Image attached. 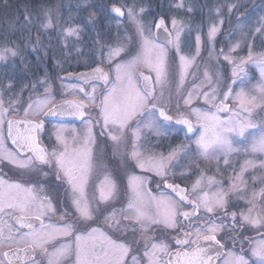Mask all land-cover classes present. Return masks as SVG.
<instances>
[{
    "label": "snow or ice",
    "instance_id": "snow-or-ice-1",
    "mask_svg": "<svg viewBox=\"0 0 264 264\" xmlns=\"http://www.w3.org/2000/svg\"><path fill=\"white\" fill-rule=\"evenodd\" d=\"M138 4L117 0L90 11L97 5L79 0L77 13H88L81 24L65 20L60 3L35 14L26 8L23 22L8 25L19 41L0 38V62L14 63L29 45L47 55L41 32L58 31L65 47L71 40L84 56L77 45L85 29L97 28L98 12L116 28L111 43L96 31L88 71L67 74L78 83L58 77L57 87L45 75L18 92L12 82L0 86V164L19 177L0 168V264H264V52L253 51L257 39L264 45V16H236L241 5L225 0L213 10L206 39L197 29L193 52L182 18L161 15L149 24ZM174 9L192 12L185 0ZM233 18L227 50L217 51L218 34ZM202 42L217 64L232 66L231 78L205 67L185 95ZM238 49L248 55H233ZM57 95L71 99L57 103ZM49 116L78 118L84 127L60 123L46 144ZM176 126L184 140L155 151L151 140L168 138ZM241 155L243 164L233 165ZM199 161L215 162L214 171ZM176 169L196 176L190 187L169 182ZM147 173L166 191L154 193Z\"/></svg>",
    "mask_w": 264,
    "mask_h": 264
},
{
    "label": "trees",
    "instance_id": "trees-1",
    "mask_svg": "<svg viewBox=\"0 0 264 264\" xmlns=\"http://www.w3.org/2000/svg\"><path fill=\"white\" fill-rule=\"evenodd\" d=\"M175 0H139L138 6L145 7L147 9V14L157 13L159 15H164L165 19L169 14L179 12V14H184V18L190 21V13L176 11L174 9L173 2ZM221 0H185L187 6L192 8L193 18L197 20L198 26L205 23L204 14L197 9L205 8L207 4H213L217 6ZM79 0H0V38L5 36H10L11 39L19 41L20 34L10 35L9 23L15 21L19 17L20 22H23L25 9L35 14L41 5H56L58 3L65 5L62 9L64 14V19L68 20L69 15L72 17V23L81 24L83 19L87 17V12L76 11V4ZM90 2L97 5V9H90V11H98L100 5H104L106 8L111 6L112 3H117V0H90ZM131 3V0H128ZM216 4V5H215ZM201 14V20H198L197 15ZM100 19L97 21V28L93 29L91 26L85 29L82 34L81 43L77 46L80 48L81 52L85 53L84 56H77L75 49L72 47L71 41L68 42V47L62 49V38L59 36L58 31H51L49 33L41 32L40 39L43 42V50L50 51L55 50L58 54L59 70L60 71H79L82 69H88L84 66V61L90 59L89 54L96 49L93 47L92 41L96 38V31L102 32L103 40L112 41L116 30L112 26L110 16L105 18L103 12H98ZM111 23V27L109 24ZM33 38L36 36V32H32ZM64 42V41H63ZM53 52V51H52ZM51 52V53H52ZM42 56V52H33L31 45H29L23 52V60H26V64L22 62L21 58H17L14 63H2L0 65V70L3 74L2 80L12 79L16 81V88L18 90L28 82H34L39 78L47 75L49 76V62L45 60V55ZM48 56V55H47ZM51 65V64H50ZM94 66V65H93ZM225 69V68H224ZM221 71V70H220ZM223 71V70H222ZM222 73V72H221ZM223 76L230 78L227 71L222 73ZM51 78V76H49ZM174 137V136H172ZM171 139V135L167 138ZM171 141V143H173Z\"/></svg>",
    "mask_w": 264,
    "mask_h": 264
},
{
    "label": "rangeland",
    "instance_id": "rangeland-1",
    "mask_svg": "<svg viewBox=\"0 0 264 264\" xmlns=\"http://www.w3.org/2000/svg\"><path fill=\"white\" fill-rule=\"evenodd\" d=\"M175 2H176V0L173 2V5ZM224 2H225V0H221L219 2V4H222ZM231 2L241 5V7L239 8V11H237L235 13L236 16L247 15L251 18V20L253 22L258 17L264 16V0H231ZM212 6H213V4L210 3V4H207V6L205 8L202 7L201 9L200 8L197 9L200 11L198 13L204 14L205 23L200 24V26H198L197 20L195 18H193L194 17L193 13H192L193 11L189 15L190 21H187L188 19H186V17L184 18V14H179V12H175L174 10L172 11V12H174L173 14H169L166 17V20H170L171 17L176 16V17L182 18L185 21V23L188 25V27L185 29L186 39L189 43L192 44L193 52H194V47H195V36L197 34V29L201 30L200 34L202 36V41H203L204 39H206L208 26H209L211 20H213L215 18V13L213 10L216 6H214L213 8H212ZM110 7L111 6H109L108 8H110ZM181 12H182V10L180 11V13ZM183 12H185V11L183 10ZM159 16H161V15H159L157 13H152V14L148 15L147 11H146V13L144 15V20L146 23L151 24L153 19L158 18ZM197 17H198V20H201V14L197 15ZM224 18L227 21V15H225ZM112 23H113L112 26H113L114 30H116L115 23L114 22H112ZM124 23L126 24L127 22L125 21ZM234 25H235V18H233L231 26L226 22L225 25L222 27V34L223 35L218 34V37H217V41H218V43L216 44V50L217 51H219L220 48H224L225 50H227V46H228V44H227V33L232 30V27ZM123 32H124V28H121V34H123ZM115 37H116V34H114L112 41L104 40V42L105 43H111L114 41ZM61 40H63V39H61ZM234 40H235V38L233 39V42H234ZM69 41H71V40H69ZM61 46H62V49L65 48L63 41H62ZM253 51H254V54H260V53L264 52V45H261L260 39H257L255 41ZM47 55H45V60H47V62H49L51 64V65L49 64V67L47 66V68H48L47 70L50 73H52V72L53 73H61L62 71H60L59 67H58L59 62L57 60L59 57H58L57 51H55V50L47 51ZM233 55H236L238 57H246L248 55V52L246 49H244V50L238 49L237 52L234 53ZM22 62L24 64L27 63L26 60H23V59H22ZM2 63L3 62H0V65ZM205 67H208L210 69V71H212V72H216L218 70L220 73L222 72L224 74V72L227 71V73H229V76L231 78L232 66L230 64H228L227 61H223L222 63L217 64L215 61V54L212 57H210L209 52L207 50V47L202 42L201 56L197 57L196 64L193 68H191L189 70L190 75L188 76V78L185 82V90H184L185 95L187 94L188 91H191L193 89L194 84L199 83V81L203 78V71H204ZM247 67L249 70V74L255 76L256 79H259V72L256 69L255 65L249 64ZM51 80L55 82V85L57 87L61 83L60 80L58 79V77H51ZM229 82H230V80H229ZM253 82H255V81H253ZM5 84H7V82H6V80H3V82L1 83L0 86L5 85ZM28 84H29V82H28ZM69 84H75V83H72V82H65L64 83V85H69ZM59 97H61V96L57 95L56 99H58ZM193 103H194V105L199 106V105L203 104V100L202 99L196 100L194 98ZM181 104H182V101H181ZM172 114H175V113L173 112ZM221 115L223 116L226 114H221ZM260 118L261 117L258 116L256 119L259 120ZM57 125H59V124H56L55 126H57ZM80 125L84 126L82 123ZM179 128H182V127H176V129L174 128L175 129L174 133H173L174 129L172 130V133L174 134V137L172 139L168 140L167 138L165 139L162 137L161 138H153V139H155V141L158 145L156 147V149L159 148V151H163V152L167 153V151L169 150L168 145H170V144L176 145V144L180 143L181 141H183L184 140V138H183L184 132L183 131L177 132V129H179ZM171 136H173V135H171ZM173 140H174V142L171 143V141H173ZM195 179H196V176H195ZM181 182H182V184H185L184 180H182ZM190 185H189V187H190ZM161 186L162 187H161L160 191H166L164 189L163 185H161ZM52 187H53V189H55V191L57 193H59L58 192L59 190H57L56 187H54V186H52ZM259 239H260V237H258V239H256V240H259Z\"/></svg>",
    "mask_w": 264,
    "mask_h": 264
},
{
    "label": "flooded vegetation",
    "instance_id": "flooded-vegetation-1",
    "mask_svg": "<svg viewBox=\"0 0 264 264\" xmlns=\"http://www.w3.org/2000/svg\"><path fill=\"white\" fill-rule=\"evenodd\" d=\"M63 72H64V71H63ZM63 72H61V73H53V72H52V73H49V76H51V77H60V74H62ZM2 76H3V74H2V72H1V70H0V85H1V83L3 82V80H2V79H3ZM49 76H48V77H49ZM5 80H6L7 83L12 82V83L14 84V86H15V87H14V91H18V89L16 88V85H17L16 81H14V80H12V79H10V80L5 79ZM65 82L78 83V82H76V81H64V80H63V84H64ZM59 86H60V85H59ZM59 86H58V87H59ZM61 90H62V89H61ZM60 96H61V97H59L58 99H56L55 102H59V101L65 99V98H67V99H71V97H65V96H63V95H60ZM173 115H174V114H173ZM60 123H64L65 125L68 126L69 129H71L72 127H75L78 131L81 130V129H83V127H84V126H81V125H80V124H81L80 120H79V121H76V120H68V121L45 120V129H46V131L43 133V139H44V142H45L46 144L49 143V136L52 137V142H54L55 125H56V124H60ZM176 127H183V126H176ZM176 127H175V129H176ZM175 129H174L173 133L175 132ZM173 136H174V134H173ZM172 138H173V137L171 136V139H172ZM183 138H184V137H183ZM151 144H152V145H157L155 139H152V140H151ZM154 150H155V151H159V148L156 149V147H155ZM244 159H245V157H244L243 155L238 156V157H235V156H234V157L232 158V164L235 165L237 161H239L241 164H243ZM198 163H199L201 169H209V168H212L213 171H214V164H215V162H213L212 165H210L207 161H199ZM221 167H222V168L224 167L223 164H221ZM0 168H3V171L7 174V176H8L9 178H11V179H19V177L16 176V175L14 174V171H10V169L12 168V166H11V165H8L7 162H4V164H0ZM213 171H208L207 174H208V175H212V174H213ZM228 171L231 172V169H229ZM137 172L139 173V169H137ZM181 172H184L185 174H184L183 176H181V175H180ZM175 174H176V177H177V178H175V179H170L169 182H170V183L180 184L182 187H189V185L192 184L193 181L195 180V175H189L187 169H176V170H175ZM227 174H228V173H225V175H227ZM146 175L149 176V177H153V178L150 180V182H149V184H148V187H149L150 189H152V191H153L154 193H158V192L161 190V187H162V186H160V188L157 189V187H156V183L159 181L160 178H158V177H154V174H152V173H147ZM247 176H248V174L246 173V178H247ZM219 178H220V177H217V179H219ZM182 180L185 181V182H184L185 184H182V182H181ZM161 185H163V184H161ZM52 186L56 187L57 190H59L58 192H59L61 195L63 194V186H62V185H60L59 183H53ZM227 186H228V183H227V181H225V187H227ZM167 191L169 192V194H171L170 190H167ZM233 210H235V209H233ZM245 235H249V233H245ZM250 235H251V237H253L254 239H258V237H259L255 232L250 233Z\"/></svg>",
    "mask_w": 264,
    "mask_h": 264
},
{
    "label": "water",
    "instance_id": "water-1",
    "mask_svg": "<svg viewBox=\"0 0 264 264\" xmlns=\"http://www.w3.org/2000/svg\"><path fill=\"white\" fill-rule=\"evenodd\" d=\"M85 71H88V69H82L79 71H66V72H63L62 74H60V77H65L64 81H76V82H78L75 78H73L71 80L67 79V74L68 73H79V72H85ZM59 102H57V103H59ZM46 120H55V121L76 120V121H79L78 118H74V117H52V116L47 117Z\"/></svg>",
    "mask_w": 264,
    "mask_h": 264
}]
</instances>
